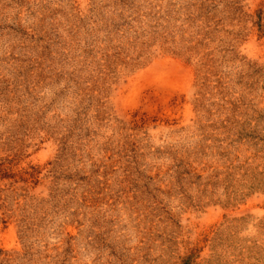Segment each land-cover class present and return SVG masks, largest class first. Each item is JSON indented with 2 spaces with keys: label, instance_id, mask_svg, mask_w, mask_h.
<instances>
[{
  "label": "rangeland",
  "instance_id": "374dc122",
  "mask_svg": "<svg viewBox=\"0 0 264 264\" xmlns=\"http://www.w3.org/2000/svg\"><path fill=\"white\" fill-rule=\"evenodd\" d=\"M0 264H264V0H0Z\"/></svg>",
  "mask_w": 264,
  "mask_h": 264
}]
</instances>
